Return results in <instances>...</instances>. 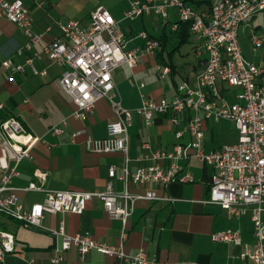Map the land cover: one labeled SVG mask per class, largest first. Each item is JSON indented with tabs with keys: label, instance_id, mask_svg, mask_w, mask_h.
<instances>
[{
	"label": "built area",
	"instance_id": "1",
	"mask_svg": "<svg viewBox=\"0 0 264 264\" xmlns=\"http://www.w3.org/2000/svg\"><path fill=\"white\" fill-rule=\"evenodd\" d=\"M34 1L37 6L43 4V0ZM170 8L175 9L177 22L187 23L190 35L206 54L202 70L193 80L178 84L172 97L152 98L141 92L138 107L129 109L122 106L112 70L121 64L134 67L139 56L152 55L160 47V42L145 30H140L137 37L142 43L126 48L119 20L100 5L90 11L85 26L76 19L58 21L61 37L44 43L41 51H33L24 57L23 62L14 61L9 55L3 60L10 71V79L14 73L24 72L25 68H29L34 75H45V69H38L34 64L42 53L60 67V86L75 105L71 117L83 121L100 98L109 101L115 116L107 124L105 137H93L84 126L70 132L71 141L82 136L84 147L90 152L123 154L120 172L116 173L115 166L109 165L104 187L96 190L50 189L45 185L47 173L39 168H34V179L26 186L13 185V178L19 175V163L31 160L32 148L45 139L28 133L15 116H5L0 121V216L17 220L27 227L45 228L54 236H59L61 245L54 250L51 257L53 263L62 258L66 249L75 247L81 254L96 250L127 264H202L162 260L145 248L128 253L123 247L127 236L125 224L135 200H172L156 193L148 185L193 181L191 172L178 163L180 158L193 156L213 169L205 201L220 205L229 216L248 211L253 224V243L242 242L239 230L230 227L212 232L211 240L238 244L241 246L239 258L248 259L250 264H264V67L251 63L243 56L238 39L239 25L264 11V0H218L208 11H200L184 0H130L122 18L156 14L168 19ZM0 17L15 23L26 36V42L14 48L13 53L16 54L29 50L31 44L40 41L49 29H34L30 9L22 0H0ZM175 27L176 23L172 22L171 29ZM249 41L253 48L260 47L264 45V35L253 32ZM155 68L161 77L169 71V67L162 63L156 64ZM218 82L238 87L236 101H228ZM129 83L142 86L141 81L134 78H130ZM2 107L3 103H0V109ZM134 114L142 118L145 126L151 124L155 114H170V121L176 127L175 137L178 139L186 132L189 141L176 142L172 150L156 149L150 155H139L135 160L150 159L152 163L139 164L131 170L128 128ZM208 119L232 121L237 129V141L205 150L204 123ZM66 122L67 118L61 119L47 132L54 136L62 134ZM188 150L191 152L188 153ZM165 158L169 161L166 167L158 163ZM115 179L123 183L122 190L115 189ZM129 183L143 185L144 191H131ZM18 190L39 191L43 197L25 206L18 201ZM92 199L101 202L110 219L121 221L123 226L118 242L103 241L80 232L67 233L63 221L55 228H46L41 224V218L46 213L80 214ZM16 252L14 234L2 228L0 223V259L7 253ZM29 262L34 264L33 259Z\"/></svg>",
	"mask_w": 264,
	"mask_h": 264
},
{
	"label": "crops",
	"instance_id": "2",
	"mask_svg": "<svg viewBox=\"0 0 264 264\" xmlns=\"http://www.w3.org/2000/svg\"><path fill=\"white\" fill-rule=\"evenodd\" d=\"M22 1L30 9L34 29H49L40 41L31 44L29 50L16 54L13 53L14 48L22 46L27 40L26 36L15 23L0 17V103H3L0 121L5 116H15L28 133L42 136L45 141L32 148L31 160L25 159L19 163V175L13 178L12 183L17 187L26 186L34 179V168H39L47 173L45 185L50 189H102L108 179V166L114 165L116 173H119L123 165V154L90 152L84 147L82 136L71 141L70 132L74 128L84 126L93 137H105L107 124L115 118L109 101L100 98L83 121L74 119L70 113L75 105L60 86V67L41 53L40 57L34 60V64L38 69H45V75H34L29 68H25L24 72H16L10 79V71L3 64L4 58L9 55L14 61L23 62L24 57L33 51H41L44 43L61 37L58 21L76 19L85 26L90 11L99 5L103 6L119 20L126 48H134L142 43L137 37L140 30H145L149 35L164 41L152 55L139 56L134 67L121 64L112 70L117 96L122 106L133 109L140 105L141 92L152 98L174 96L178 84L193 80L202 70L206 54L199 47L198 41L190 35L189 30L184 36L178 33L181 28L174 8L169 9L168 19H162L156 14L123 19V11L128 8L130 0H43L41 6H37L34 0ZM184 1L200 11H208L218 0ZM154 16L164 20L161 34H155L151 30L155 24ZM172 22L176 23L175 29H171ZM140 26L142 27L138 28ZM253 32L264 35V11L254 14L238 27L243 56L251 63L264 67V45L252 47L249 36ZM187 42L191 44V51L180 53L179 48ZM159 63L169 67L163 77L159 76L155 68ZM130 78L141 81L142 86L131 85ZM217 85L228 101H236L238 87L232 90L233 87L223 83L218 82ZM170 117V114H155L151 124L145 126L139 115H133L128 128L131 170L139 164L152 163L150 159L135 160L139 155H150L156 149L172 150L176 142L189 141L186 132L178 139L175 137L176 127L171 123ZM63 118H67L63 133L58 136L49 134L47 129ZM237 137V129L230 120L208 119L204 123L205 150L234 143ZM190 152L188 150V153ZM168 162L167 158L158 161L164 167ZM178 163L191 172L194 180L184 183L170 181L163 186L150 183L148 186L156 193L172 200H135L133 211L125 224L127 236L123 241L124 250L133 253L139 248H145L148 252L155 253L159 259L169 261L250 264L248 259L238 257L240 245L213 241L210 238L212 232L230 227L239 230L242 242L253 243L255 236L249 212L229 216L220 205L205 201L213 174L211 166L193 156L180 158ZM114 187L122 190L123 183L115 179ZM128 188L141 193L145 187L129 183ZM17 197L19 202L28 206L41 200L43 193L18 190ZM61 221L64 222L67 233L80 232L113 243L119 241L123 226L119 219L108 217L97 199L88 201L80 214L55 212L46 213L41 218V224L46 228H55ZM0 223L2 228L14 234L18 250L16 253H7L0 259V264H31L29 259H33L34 264H127L124 260L96 250L81 254L75 247L66 249L62 258L53 263L51 257L54 250L61 245L59 236H54L45 228L27 227L4 216H0Z\"/></svg>",
	"mask_w": 264,
	"mask_h": 264
},
{
	"label": "rangeland",
	"instance_id": "3",
	"mask_svg": "<svg viewBox=\"0 0 264 264\" xmlns=\"http://www.w3.org/2000/svg\"><path fill=\"white\" fill-rule=\"evenodd\" d=\"M111 1H113V0H111ZM153 19H154V25L152 26V28H151V30H152V32H154L155 34H161L160 32H161V29H162V24H163V22H164V20H162V19H160L159 17H156V16H154L153 17ZM142 26H140V27H138V28H141ZM137 30H139V29H137ZM138 31H136V33H137ZM166 32H167V34H169V29H168V27H166ZM186 51H188V52H190L191 51V44L190 43H185V44H183L180 48H179V52L180 53H183V54H185V52ZM232 90H234V87L233 88H231Z\"/></svg>",
	"mask_w": 264,
	"mask_h": 264
},
{
	"label": "trees",
	"instance_id": "4",
	"mask_svg": "<svg viewBox=\"0 0 264 264\" xmlns=\"http://www.w3.org/2000/svg\"><path fill=\"white\" fill-rule=\"evenodd\" d=\"M179 23V28H181L179 31L180 32H178L180 35H187V30H188V25H187V23H185V22H178ZM151 36V35H150ZM151 37H153V36H151ZM155 38V37H154ZM158 40H159V42H160V46L163 44V40L162 39H160V38H157Z\"/></svg>",
	"mask_w": 264,
	"mask_h": 264
}]
</instances>
